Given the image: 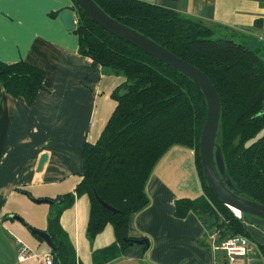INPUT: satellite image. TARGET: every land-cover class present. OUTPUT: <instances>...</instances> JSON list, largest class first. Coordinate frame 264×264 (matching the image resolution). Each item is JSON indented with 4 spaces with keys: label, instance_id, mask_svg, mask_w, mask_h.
Wrapping results in <instances>:
<instances>
[{
    "label": "trees",
    "instance_id": "1",
    "mask_svg": "<svg viewBox=\"0 0 264 264\" xmlns=\"http://www.w3.org/2000/svg\"><path fill=\"white\" fill-rule=\"evenodd\" d=\"M71 1L78 55L124 82L112 95L116 107L99 138L83 146L81 180L72 193L55 201L50 212L46 233L56 249L54 264H78L75 248L61 228L60 215L82 196L89 202L88 239L93 240L107 226L113 231V242L92 252V264H109L136 244L137 239L127 234L129 220L148 206L146 183L160 159L175 146L194 151L204 191L198 199L177 201V213L197 214L206 233L218 231L219 242L239 234L252 239L243 225L249 217H235L204 180L198 145L206 102L199 87L99 27ZM93 1L111 19L208 77L221 104L215 142L221 149L225 174L242 197L264 205V58L243 42L240 33L226 27L221 29L224 34L217 36L215 29L203 22L156 5L138 0ZM44 76L43 70L24 61H0V87L27 105L43 89ZM260 249L264 258V247Z\"/></svg>",
    "mask_w": 264,
    "mask_h": 264
},
{
    "label": "crops",
    "instance_id": "2",
    "mask_svg": "<svg viewBox=\"0 0 264 264\" xmlns=\"http://www.w3.org/2000/svg\"><path fill=\"white\" fill-rule=\"evenodd\" d=\"M138 1L201 21L217 36L224 34L223 27L236 31L264 58V0ZM71 6V0H0V61H24L45 73L43 89L31 105L0 87V264H43L41 255L51 249L30 229L46 233L55 201L74 191L82 178L83 146L99 138L116 107L112 95L124 82L78 55L77 36L60 19ZM42 155L47 160L38 172ZM203 192L194 151L171 148L146 183L148 206L128 223V236L146 245L129 246L109 264H213L199 216L191 211L179 215L176 209L177 201L198 199ZM84 197L75 198L60 215V225L78 264H92V252L114 238L112 228L105 235L106 227L88 239ZM18 241L39 256L19 263ZM255 248L244 264L261 259Z\"/></svg>",
    "mask_w": 264,
    "mask_h": 264
},
{
    "label": "water",
    "instance_id": "3",
    "mask_svg": "<svg viewBox=\"0 0 264 264\" xmlns=\"http://www.w3.org/2000/svg\"><path fill=\"white\" fill-rule=\"evenodd\" d=\"M74 2L99 27L183 74L199 87L206 102V119L200 134L198 155L207 188L231 212L240 216L247 215L251 224L264 227V205L242 197L225 174L221 149L215 142L219 127L221 104L218 93L208 77L196 67L145 36L108 17L93 0H74ZM60 19L67 31H73L76 28V20L70 10L63 11L60 14ZM46 160V155L40 157L36 169L38 172L42 169ZM45 202L53 204V201L45 200ZM99 202L105 209L115 212L114 209L102 201ZM30 230L48 244L52 254H56V249L52 246L47 233ZM135 243L142 245L146 241L136 240Z\"/></svg>",
    "mask_w": 264,
    "mask_h": 264
},
{
    "label": "built area",
    "instance_id": "4",
    "mask_svg": "<svg viewBox=\"0 0 264 264\" xmlns=\"http://www.w3.org/2000/svg\"><path fill=\"white\" fill-rule=\"evenodd\" d=\"M73 16L76 19V14ZM235 216L241 219L240 215L235 214ZM217 236L218 232L215 230L212 233H206L209 250L213 256V264H244L249 256L254 253V244L245 236H230L222 242L218 241ZM37 256L39 255L18 241L17 261L19 263ZM41 257L43 264H54L51 251L47 255H41Z\"/></svg>",
    "mask_w": 264,
    "mask_h": 264
},
{
    "label": "rangeland",
    "instance_id": "5",
    "mask_svg": "<svg viewBox=\"0 0 264 264\" xmlns=\"http://www.w3.org/2000/svg\"><path fill=\"white\" fill-rule=\"evenodd\" d=\"M81 201L84 202V199H82ZM233 215H235V214L233 213ZM243 225L245 226L246 232L250 235V237H252V239H250L248 236H247V238L250 239V241L257 247V248H255V254H259L261 256L260 257L261 259L256 258L257 261L254 264H264V262H263L264 259H263L262 255H261V249H260V247H264L263 246V244H264V227L261 226V225H253V224H251L250 221H249V218H247L246 221L243 222ZM110 229H111V227L107 226V228H106V230L104 232L105 235H106V231H110ZM214 230L217 231L216 229H214ZM254 233H256L258 235V237H259V238H257V240L254 237ZM239 235L246 237L245 234H239ZM112 238H113V234H112Z\"/></svg>",
    "mask_w": 264,
    "mask_h": 264
},
{
    "label": "clouds",
    "instance_id": "6",
    "mask_svg": "<svg viewBox=\"0 0 264 264\" xmlns=\"http://www.w3.org/2000/svg\"><path fill=\"white\" fill-rule=\"evenodd\" d=\"M76 20V19H75Z\"/></svg>",
    "mask_w": 264,
    "mask_h": 264
}]
</instances>
